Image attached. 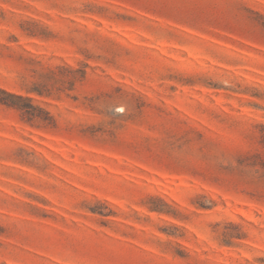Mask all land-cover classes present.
<instances>
[{"label":"rangeland","instance_id":"374dc122","mask_svg":"<svg viewBox=\"0 0 264 264\" xmlns=\"http://www.w3.org/2000/svg\"><path fill=\"white\" fill-rule=\"evenodd\" d=\"M0 89V264H264V0H0Z\"/></svg>","mask_w":264,"mask_h":264},{"label":"trees","instance_id":"16d2710c","mask_svg":"<svg viewBox=\"0 0 264 264\" xmlns=\"http://www.w3.org/2000/svg\"><path fill=\"white\" fill-rule=\"evenodd\" d=\"M0 91L7 97L5 99L0 100V102L5 103V104H9V105H13V106H17V103L12 101V98L17 99V97H20V96H17V94L8 92L4 89H0ZM9 98H11V99L9 100Z\"/></svg>","mask_w":264,"mask_h":264}]
</instances>
